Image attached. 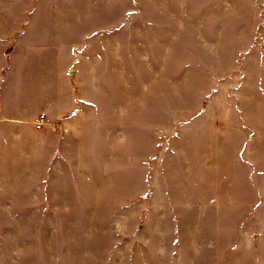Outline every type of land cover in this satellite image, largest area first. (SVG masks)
<instances>
[{
    "label": "rangeland",
    "instance_id": "obj_1",
    "mask_svg": "<svg viewBox=\"0 0 264 264\" xmlns=\"http://www.w3.org/2000/svg\"><path fill=\"white\" fill-rule=\"evenodd\" d=\"M29 21L56 106L0 131V264H264V0H0Z\"/></svg>",
    "mask_w": 264,
    "mask_h": 264
},
{
    "label": "crops",
    "instance_id": "obj_2",
    "mask_svg": "<svg viewBox=\"0 0 264 264\" xmlns=\"http://www.w3.org/2000/svg\"><path fill=\"white\" fill-rule=\"evenodd\" d=\"M40 29L31 21L20 31L0 28V131H33L40 113L55 109L56 57L39 46ZM45 66L51 75L42 72Z\"/></svg>",
    "mask_w": 264,
    "mask_h": 264
},
{
    "label": "built area",
    "instance_id": "obj_3",
    "mask_svg": "<svg viewBox=\"0 0 264 264\" xmlns=\"http://www.w3.org/2000/svg\"><path fill=\"white\" fill-rule=\"evenodd\" d=\"M47 116L45 113H40L39 117H38V120L36 121L35 123V127L37 129H41L44 127V125L46 124L47 122Z\"/></svg>",
    "mask_w": 264,
    "mask_h": 264
}]
</instances>
